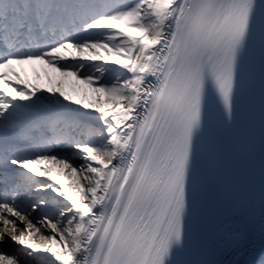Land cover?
<instances>
[{
    "label": "snow or ice",
    "instance_id": "1",
    "mask_svg": "<svg viewBox=\"0 0 264 264\" xmlns=\"http://www.w3.org/2000/svg\"><path fill=\"white\" fill-rule=\"evenodd\" d=\"M257 48L264 123V0H0V264H181L207 111L235 120Z\"/></svg>",
    "mask_w": 264,
    "mask_h": 264
},
{
    "label": "bare ground",
    "instance_id": "2",
    "mask_svg": "<svg viewBox=\"0 0 264 264\" xmlns=\"http://www.w3.org/2000/svg\"><path fill=\"white\" fill-rule=\"evenodd\" d=\"M247 68L246 61L245 72ZM220 117L218 109L209 106L204 133L198 142V150ZM253 156H255L254 160L247 163L248 170L241 173L245 177L240 183L236 179L231 183L226 182L224 190L227 198L219 203L214 220L190 257L188 264H212L222 250L234 242L239 243L241 247L223 264H254V261L262 255L264 251V139L261 146L254 150ZM76 163L79 164L80 161ZM2 170L0 166V171ZM42 194V192L39 193V195ZM37 196L38 193L33 190L30 193H23L18 200L22 204L28 202L27 197L32 199ZM16 222L18 235L19 231L24 228V224L18 220ZM4 228L5 226L0 222V230ZM10 236L11 233L5 231L4 239L0 241V252H11V250L4 249L5 245L12 247L13 250L21 247L15 244Z\"/></svg>",
    "mask_w": 264,
    "mask_h": 264
},
{
    "label": "rangeland",
    "instance_id": "3",
    "mask_svg": "<svg viewBox=\"0 0 264 264\" xmlns=\"http://www.w3.org/2000/svg\"><path fill=\"white\" fill-rule=\"evenodd\" d=\"M41 206H43V205H41ZM6 248H8V246L5 245V246H4V249H6Z\"/></svg>",
    "mask_w": 264,
    "mask_h": 264
}]
</instances>
